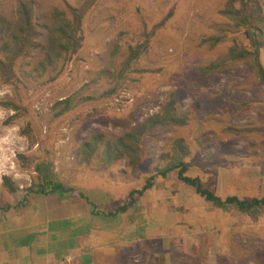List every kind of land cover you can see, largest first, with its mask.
<instances>
[{"label": "rangeland", "instance_id": "374dc122", "mask_svg": "<svg viewBox=\"0 0 264 264\" xmlns=\"http://www.w3.org/2000/svg\"><path fill=\"white\" fill-rule=\"evenodd\" d=\"M227 1L0 0L6 27L19 22L20 4L33 3L36 27L54 8L66 11L70 19L69 7L90 5L82 20V47L72 62L60 63L51 72H61L55 82L49 83L47 75L38 79L29 74L36 59L29 66V60H17L16 87L0 79V185L7 189L3 178L8 177L19 191L38 188L34 167L24 166L19 155L53 162L57 178L86 192L96 212L117 215L109 223L124 221L121 216L135 223L131 245L136 246L117 257L122 264H264V219L248 224L235 211H218L179 179L178 170L158 175L171 164L175 149L184 147L186 176L199 178L206 189L223 199L240 195L238 182L251 175L258 191L251 190L250 196L264 197V86L252 62L226 65L209 80H200L205 68L217 65L231 46H248L244 30L220 15ZM259 4L264 9V0ZM217 36L224 38L219 45L204 43ZM260 40L264 64V33ZM145 43L146 52L120 78L128 48ZM115 90L120 97L108 95ZM81 91L96 103L61 126L52 125L50 108L55 101ZM10 100L30 110L41 138L57 134L53 152L31 145L21 134L30 116L8 122L15 112L1 102ZM172 100L178 102L179 115L187 118V124L149 131L137 171L123 163L105 167L100 157L103 145L89 164L81 163L83 145L92 135L102 136V144L116 140ZM154 176L153 187L141 196L135 194L130 204L131 191L143 189ZM123 206L126 212L118 210ZM211 212L220 213L221 226H215ZM223 232L226 241L231 237L226 244L219 237Z\"/></svg>", "mask_w": 264, "mask_h": 264}, {"label": "trees", "instance_id": "16d2710c", "mask_svg": "<svg viewBox=\"0 0 264 264\" xmlns=\"http://www.w3.org/2000/svg\"><path fill=\"white\" fill-rule=\"evenodd\" d=\"M89 7V4H84L81 8L69 7L72 17L70 19H67L66 11L54 8L47 14L46 21L38 25V27L32 24V2L29 4H20L19 22H17L16 26L10 27L7 23L6 27L5 21L0 15V79L3 80V83L15 85L16 87L19 82L17 72V60L19 59L29 60L28 66L31 65L33 59H36L35 65L29 74L32 73L38 79H43V76L47 75L49 83L55 82L61 72L55 75L51 74V72H55L60 63L66 66L69 62H72L82 47L84 38L82 37V20ZM220 15L229 20L236 28L244 30L245 35L249 39V43L248 46L246 45L243 48H238L240 44L231 46L228 53L222 56L217 65L211 64L205 68L200 80H209L213 73H220V70L226 65H232L234 67L235 65H242L245 62H252V69L255 70L260 84L264 86V64L261 58L263 44L260 40V37L264 33V9L259 4V0H228L224 10L220 11ZM167 18L155 29L162 27L167 22ZM223 41V37L217 36L204 40V43L215 47ZM147 47L148 43L128 48L129 56H126L123 62L126 69L120 71V78L127 76V70H130L132 63L146 52ZM102 72L104 73V71ZM113 91L108 95L120 97L116 90V94ZM94 103L96 101L89 95L85 96L84 91L73 96L64 95L62 99L59 97L50 108L53 119H55L51 124L61 126L67 119L77 113L85 111L88 106L90 107ZM1 105L15 112L13 116L8 118L9 123L18 117L23 116L28 118L30 116L29 123L22 130L21 134L29 139L31 145L38 147L42 145V147L47 148V150L45 148L46 152L53 149V141L55 142L57 134H49L45 139L41 138L40 128L34 123V117L31 116V112L27 107L16 104L14 100L1 102ZM185 124H187V118L179 115L178 102L172 100L159 112L149 116L144 124L129 129L123 135L118 136L116 140L109 139L102 144V136L92 135L91 139L83 145L84 154L82 155L81 163L89 164L95 153H97L98 147L103 145L100 157L104 161L105 167L114 163H123L128 170L135 172L143 162V142L149 131L160 126H183ZM33 130L38 131L37 135L33 133ZM234 131L237 133L240 132V130ZM30 133L34 136H31ZM175 151L177 154L172 156L174 158L171 164L161 170L158 175L166 177L168 173L178 170L179 179L183 183L195 188V191L205 201L212 203L215 208L223 209L227 213L235 211L244 219L242 222L244 221L248 224H258L260 223L259 220L264 219V197H254L247 200L237 196H229L226 199L217 196L206 189L199 178L186 176L188 168L185 165L187 154L184 151V147L180 149L177 147ZM19 158L22 160L24 166H33L37 173L39 181L37 184L38 188L30 191H40L45 194L54 193L58 190L71 193L75 192V187H69L57 178V174L52 169L53 162L46 159L41 160V158H27L24 155H19ZM257 165L258 163L252 166L257 167ZM154 178L155 176L148 181L143 189L131 191L132 199L130 204L134 202L133 196L135 194L141 196L144 191L153 187L154 183L151 180ZM3 181V184L11 193L19 190V188L10 182V178L4 177ZM126 209L127 207L123 206L118 210L126 212ZM107 216L115 217L117 215L108 214ZM230 239L231 237H227L226 243Z\"/></svg>", "mask_w": 264, "mask_h": 264}, {"label": "crops", "instance_id": "0c3cea01", "mask_svg": "<svg viewBox=\"0 0 264 264\" xmlns=\"http://www.w3.org/2000/svg\"><path fill=\"white\" fill-rule=\"evenodd\" d=\"M251 178L238 182L241 194L232 196L257 197L250 196L251 190L258 191ZM0 186V264H122L117 257L136 246L131 245L135 223L126 221L125 216H121L124 221L109 223L114 217L100 209L101 213L96 212L94 201L75 186L67 185L76 188L72 193L58 190L46 194L11 193ZM211 213L215 226H221L220 213ZM219 237L226 244L224 232Z\"/></svg>", "mask_w": 264, "mask_h": 264}]
</instances>
